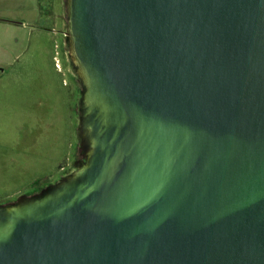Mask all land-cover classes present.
Listing matches in <instances>:
<instances>
[{
    "label": "water",
    "instance_id": "obj_1",
    "mask_svg": "<svg viewBox=\"0 0 264 264\" xmlns=\"http://www.w3.org/2000/svg\"><path fill=\"white\" fill-rule=\"evenodd\" d=\"M62 6L77 149L0 264H264V0Z\"/></svg>",
    "mask_w": 264,
    "mask_h": 264
},
{
    "label": "rangeland",
    "instance_id": "obj_2",
    "mask_svg": "<svg viewBox=\"0 0 264 264\" xmlns=\"http://www.w3.org/2000/svg\"><path fill=\"white\" fill-rule=\"evenodd\" d=\"M64 17L62 0H0V205L40 191L73 164Z\"/></svg>",
    "mask_w": 264,
    "mask_h": 264
},
{
    "label": "trees",
    "instance_id": "obj_3",
    "mask_svg": "<svg viewBox=\"0 0 264 264\" xmlns=\"http://www.w3.org/2000/svg\"><path fill=\"white\" fill-rule=\"evenodd\" d=\"M73 94H74V92H73ZM74 112L76 113V107H74ZM77 155H78V153H77Z\"/></svg>",
    "mask_w": 264,
    "mask_h": 264
},
{
    "label": "built area",
    "instance_id": "obj_4",
    "mask_svg": "<svg viewBox=\"0 0 264 264\" xmlns=\"http://www.w3.org/2000/svg\"><path fill=\"white\" fill-rule=\"evenodd\" d=\"M56 67H58V69H60L59 64H57Z\"/></svg>",
    "mask_w": 264,
    "mask_h": 264
},
{
    "label": "flooded vegetation",
    "instance_id": "obj_5",
    "mask_svg": "<svg viewBox=\"0 0 264 264\" xmlns=\"http://www.w3.org/2000/svg\"><path fill=\"white\" fill-rule=\"evenodd\" d=\"M77 157V156H76Z\"/></svg>",
    "mask_w": 264,
    "mask_h": 264
}]
</instances>
